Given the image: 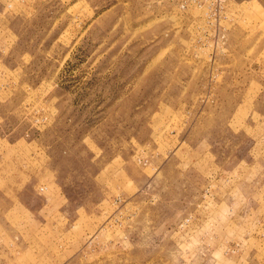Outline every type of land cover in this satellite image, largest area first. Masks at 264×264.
<instances>
[{
    "label": "rangeland",
    "instance_id": "374dc122",
    "mask_svg": "<svg viewBox=\"0 0 264 264\" xmlns=\"http://www.w3.org/2000/svg\"><path fill=\"white\" fill-rule=\"evenodd\" d=\"M5 150L60 264H264V0H0Z\"/></svg>",
    "mask_w": 264,
    "mask_h": 264
},
{
    "label": "crops",
    "instance_id": "0c3cea01",
    "mask_svg": "<svg viewBox=\"0 0 264 264\" xmlns=\"http://www.w3.org/2000/svg\"><path fill=\"white\" fill-rule=\"evenodd\" d=\"M11 156L5 150L0 164H6ZM15 167V175L11 178L7 170L8 174L0 170V175L5 174L0 180V264H60L52 253L57 250V234L45 221L74 206L63 192L62 181L58 183L57 173L49 165L33 164L31 172ZM42 184H45L44 191ZM24 192L36 201L34 206L22 197ZM66 235L68 232L64 233ZM31 240H37L40 251ZM41 242L43 247H40Z\"/></svg>",
    "mask_w": 264,
    "mask_h": 264
},
{
    "label": "clouds",
    "instance_id": "9594fccd",
    "mask_svg": "<svg viewBox=\"0 0 264 264\" xmlns=\"http://www.w3.org/2000/svg\"><path fill=\"white\" fill-rule=\"evenodd\" d=\"M224 214L225 215L228 214L227 208H224ZM197 243H198L197 241L193 240L191 244L179 245L180 252L182 254L190 252ZM227 251L228 249L226 248V246H221V248L217 249L216 251L212 253L213 261L215 262V264H234V262L227 257L226 255ZM174 264H178V262H174Z\"/></svg>",
    "mask_w": 264,
    "mask_h": 264
}]
</instances>
